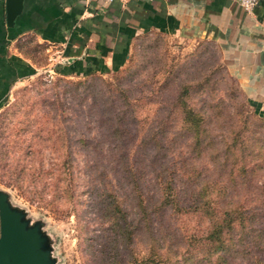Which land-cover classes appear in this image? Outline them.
Returning <instances> with one entry per match:
<instances>
[{"label":"rangeland","instance_id":"374dc122","mask_svg":"<svg viewBox=\"0 0 264 264\" xmlns=\"http://www.w3.org/2000/svg\"><path fill=\"white\" fill-rule=\"evenodd\" d=\"M19 47L35 69L0 102V190L29 223L39 222L55 264H213L202 242L206 216L186 206L153 210L142 222L126 197L108 223L95 204L98 183L85 187L81 171L96 165L118 185L121 165L137 167L142 193L151 195L147 169L168 158L180 199L206 184L218 213L231 217L227 263L264 261V116L213 41L142 32L121 67L94 75L55 70L58 45L28 36ZM187 109L201 117L198 148ZM113 115L120 118L109 126L104 117ZM113 126L121 140L107 135Z\"/></svg>","mask_w":264,"mask_h":264},{"label":"crops","instance_id":"0c3cea01","mask_svg":"<svg viewBox=\"0 0 264 264\" xmlns=\"http://www.w3.org/2000/svg\"><path fill=\"white\" fill-rule=\"evenodd\" d=\"M11 25L0 0V102L17 77L35 67L17 49L32 36L60 46V72H106L121 67L130 40L147 31L213 41L249 103L264 116V17L237 0H21ZM20 48V47H19ZM47 49V48H46Z\"/></svg>","mask_w":264,"mask_h":264},{"label":"trees","instance_id":"16d2710c","mask_svg":"<svg viewBox=\"0 0 264 264\" xmlns=\"http://www.w3.org/2000/svg\"><path fill=\"white\" fill-rule=\"evenodd\" d=\"M55 70L60 72V68L58 67H55ZM93 73L94 72L91 71L82 74L94 75ZM186 114L189 118L188 123L194 138L192 139V142L195 143L193 147L198 148L197 141L200 137L198 129L201 117L192 109H187ZM113 117L115 121L120 118L119 115L104 117V119L109 122V126L114 124L112 121ZM107 135L109 138L111 136L113 140L118 141V139H122L123 133L119 132L118 128L113 126L112 129L108 130ZM79 140L82 144L88 142L86 138H80ZM117 156L121 160L127 161L128 159L126 152H118ZM168 160L170 159L168 158ZM168 160L163 161V163H157L155 167L153 166L147 169L148 172L152 173L151 179H148V181L152 180L151 188L153 192L151 195L142 193L143 189L146 190L147 188L145 184L141 183L139 180L141 171L137 167L121 165L118 185L112 184L107 178L106 173L96 168V165H87L82 167L81 171L84 173L83 179H85L87 183H85V187L95 190L93 189V182L98 183V191H95L97 193L95 204L100 208V213L108 223L116 221L120 211L119 201L126 197L132 202L130 208L136 211L142 222L143 219L146 221L149 220V214L153 210L162 212L164 209H185L186 206L188 208L190 206L193 210L207 217V227L202 235V242L206 245L205 255L209 258L210 254H215L214 260L212 261L213 264H228L225 252H232L234 250L233 245L228 243L227 239L230 238L229 233L232 228L231 217L229 215L221 216L220 213H218L217 207L215 206L217 202L213 201L214 199L212 197L207 196L208 191L206 184L199 187L195 185L193 188H188L187 192H189L191 196L188 195L180 199L177 188L175 187L176 174L174 173L173 166L167 164ZM120 178H122V181ZM123 185H125L124 188L121 187ZM196 188H198V190L194 193ZM62 192L66 194L68 192L66 181L62 187ZM213 202L215 203L213 204ZM223 213H232V208L225 210ZM122 219L125 220V217ZM130 264H137V261L132 260ZM143 264H146V262H143ZM254 264H264V261L259 258Z\"/></svg>","mask_w":264,"mask_h":264},{"label":"water","instance_id":"95a60500","mask_svg":"<svg viewBox=\"0 0 264 264\" xmlns=\"http://www.w3.org/2000/svg\"><path fill=\"white\" fill-rule=\"evenodd\" d=\"M259 17H264V0ZM21 0H5V20L13 23L20 12ZM71 60L65 57L62 62ZM47 235L38 221L29 223L24 212L10 205L7 193L0 190V264H55L47 245Z\"/></svg>","mask_w":264,"mask_h":264},{"label":"built area","instance_id":"2783aa9c","mask_svg":"<svg viewBox=\"0 0 264 264\" xmlns=\"http://www.w3.org/2000/svg\"><path fill=\"white\" fill-rule=\"evenodd\" d=\"M106 1H112V0H106ZM120 2H125L128 0H118ZM259 0H237V3L239 4L240 8L244 11V12H248L250 13L253 8L259 4L258 3ZM54 69H55V65H54Z\"/></svg>","mask_w":264,"mask_h":264}]
</instances>
